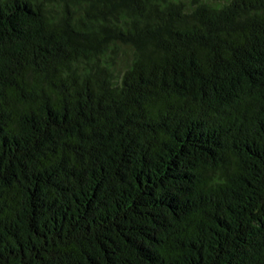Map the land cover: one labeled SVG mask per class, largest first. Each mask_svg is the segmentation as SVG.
I'll return each instance as SVG.
<instances>
[{
    "label": "trees",
    "instance_id": "1",
    "mask_svg": "<svg viewBox=\"0 0 264 264\" xmlns=\"http://www.w3.org/2000/svg\"><path fill=\"white\" fill-rule=\"evenodd\" d=\"M0 264H264V0H0Z\"/></svg>",
    "mask_w": 264,
    "mask_h": 264
}]
</instances>
